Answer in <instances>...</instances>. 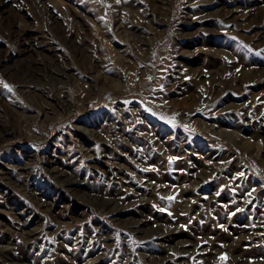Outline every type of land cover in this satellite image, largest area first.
I'll use <instances>...</instances> for the list:
<instances>
[{"label":"rangeland","instance_id":"1","mask_svg":"<svg viewBox=\"0 0 264 264\" xmlns=\"http://www.w3.org/2000/svg\"><path fill=\"white\" fill-rule=\"evenodd\" d=\"M0 264H264V0H0Z\"/></svg>","mask_w":264,"mask_h":264},{"label":"snow or ice","instance_id":"2","mask_svg":"<svg viewBox=\"0 0 264 264\" xmlns=\"http://www.w3.org/2000/svg\"><path fill=\"white\" fill-rule=\"evenodd\" d=\"M260 54V53H258ZM4 87L11 90L12 89V85L7 84V82H4ZM162 119H168L169 123H174V121L172 119H169L168 117H161ZM187 127V126H185ZM169 159H173L172 157H170ZM168 199H171V197H169Z\"/></svg>","mask_w":264,"mask_h":264},{"label":"bare ground","instance_id":"3","mask_svg":"<svg viewBox=\"0 0 264 264\" xmlns=\"http://www.w3.org/2000/svg\"><path fill=\"white\" fill-rule=\"evenodd\" d=\"M233 134H235V133H233ZM230 136V135H229ZM232 136V135H231ZM233 137V136H232Z\"/></svg>","mask_w":264,"mask_h":264}]
</instances>
